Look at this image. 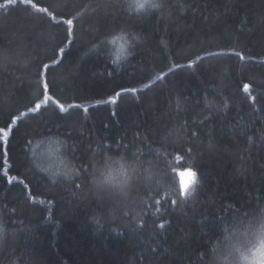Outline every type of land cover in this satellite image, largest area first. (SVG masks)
I'll list each match as a JSON object with an SVG mask.
<instances>
[{
	"label": "trees",
	"instance_id": "obj_1",
	"mask_svg": "<svg viewBox=\"0 0 264 264\" xmlns=\"http://www.w3.org/2000/svg\"><path fill=\"white\" fill-rule=\"evenodd\" d=\"M159 2L0 0V264H211L257 239L264 0ZM106 163L135 166L123 196L93 186Z\"/></svg>",
	"mask_w": 264,
	"mask_h": 264
},
{
	"label": "clouds",
	"instance_id": "obj_2",
	"mask_svg": "<svg viewBox=\"0 0 264 264\" xmlns=\"http://www.w3.org/2000/svg\"><path fill=\"white\" fill-rule=\"evenodd\" d=\"M125 11L130 15L148 13L160 8L159 0H125ZM129 46L131 47V41ZM131 55V52H129ZM122 159V158H117ZM134 165L128 164H104L99 167L97 174L92 177L93 186L100 191L112 192L123 196L131 186L134 179ZM186 187L179 186L181 195H186L191 184ZM261 238L255 244L242 253L234 256L231 251L222 252L213 249L211 264H264V226L259 229Z\"/></svg>",
	"mask_w": 264,
	"mask_h": 264
},
{
	"label": "rangeland",
	"instance_id": "obj_3",
	"mask_svg": "<svg viewBox=\"0 0 264 264\" xmlns=\"http://www.w3.org/2000/svg\"><path fill=\"white\" fill-rule=\"evenodd\" d=\"M124 40L123 39H118L117 46H116V52L120 56L121 52L124 51ZM37 146V145H36ZM35 146V147H36ZM60 150H61V145L51 139L50 141H47L45 145L39 146L36 148V163L37 165L45 172L47 173L50 177H57L59 175L65 174L69 172V169L67 167V164L65 160L61 157L60 155ZM261 238V235L259 234V231L257 233V239L253 238H248L247 239V244L242 246L240 248V252L242 253L247 249H250L255 242ZM238 253V254H239Z\"/></svg>",
	"mask_w": 264,
	"mask_h": 264
},
{
	"label": "snow or ice",
	"instance_id": "obj_4",
	"mask_svg": "<svg viewBox=\"0 0 264 264\" xmlns=\"http://www.w3.org/2000/svg\"><path fill=\"white\" fill-rule=\"evenodd\" d=\"M38 11L47 12V9L46 8H39ZM67 23L68 24H73V21L72 20H68ZM114 39H116V38H114ZM248 88H249V86L247 84H245L244 85L245 91H247ZM133 91H134V89H133ZM37 107H39V106H37ZM192 174H193V177H194V180H195L196 173L192 171Z\"/></svg>",
	"mask_w": 264,
	"mask_h": 264
}]
</instances>
